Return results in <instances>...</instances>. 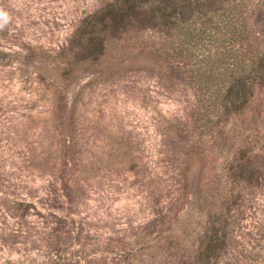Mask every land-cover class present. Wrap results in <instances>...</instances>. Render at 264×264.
Wrapping results in <instances>:
<instances>
[{
  "label": "rangeland",
  "instance_id": "1",
  "mask_svg": "<svg viewBox=\"0 0 264 264\" xmlns=\"http://www.w3.org/2000/svg\"><path fill=\"white\" fill-rule=\"evenodd\" d=\"M103 2L0 0V264H264V85L201 128L178 39L76 44Z\"/></svg>",
  "mask_w": 264,
  "mask_h": 264
},
{
  "label": "trees",
  "instance_id": "2",
  "mask_svg": "<svg viewBox=\"0 0 264 264\" xmlns=\"http://www.w3.org/2000/svg\"><path fill=\"white\" fill-rule=\"evenodd\" d=\"M84 22L75 33L76 44L90 40L99 52L107 30L155 31L169 44L178 39V53L182 49L187 57L182 64H191L192 76L201 84V128L208 126L207 115L242 111L253 87L264 85V49L259 43L264 41V12L258 6L250 9L245 0H104ZM232 177L239 180L243 172ZM225 226L217 218L208 220L195 253L199 261L209 263L223 249Z\"/></svg>",
  "mask_w": 264,
  "mask_h": 264
}]
</instances>
